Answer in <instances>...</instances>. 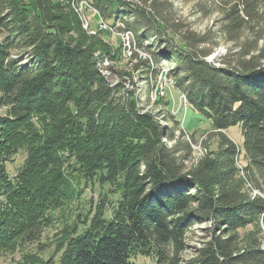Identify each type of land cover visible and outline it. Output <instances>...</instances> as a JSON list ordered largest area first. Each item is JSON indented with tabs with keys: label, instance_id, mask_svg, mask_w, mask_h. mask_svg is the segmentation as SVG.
<instances>
[{
	"label": "trees",
	"instance_id": "1",
	"mask_svg": "<svg viewBox=\"0 0 264 264\" xmlns=\"http://www.w3.org/2000/svg\"><path fill=\"white\" fill-rule=\"evenodd\" d=\"M78 1L0 0V258L264 264V0H192L199 15L219 19L218 31L203 34L173 17L168 0H87L133 34L129 60L143 63L145 81L168 64L191 112L211 124L217 149L206 145L196 160L195 137L170 111L166 128L139 110L129 73L113 86L101 75L114 72L123 48L85 29ZM221 44L226 54L209 62ZM232 127L242 147L224 134ZM20 153L11 177L7 164ZM83 184L109 187L116 207L105 195L92 217L79 213L59 232L52 253L26 250Z\"/></svg>",
	"mask_w": 264,
	"mask_h": 264
},
{
	"label": "rangeland",
	"instance_id": "2",
	"mask_svg": "<svg viewBox=\"0 0 264 264\" xmlns=\"http://www.w3.org/2000/svg\"><path fill=\"white\" fill-rule=\"evenodd\" d=\"M168 1L170 3H173L174 5V10L173 12H171V15L176 19H181V21H183V23L187 25L191 31H194L199 34H203L209 30H211L212 32L218 31V16L213 15L209 18H204L203 16L199 15L197 11L193 8L192 0ZM88 15L91 16L90 13ZM115 24L120 25L122 24V22L118 20L115 22ZM119 28L122 27H117L115 30V34H110V36L107 37L106 40L116 49L122 47L124 57H126H123V59L116 63L113 73L109 71H100L101 69L99 68L101 75L106 78L109 85L113 86L116 83L120 82V75L124 73H129L133 77L132 80L135 85V95L137 96L139 110L143 113H147L155 117V119L158 120L159 123L166 128L171 127L169 126L170 124L165 121V117H168V111H170V113L174 115L177 121L180 123L181 129H183L185 133L189 134H186L187 139H189V137H195V140L197 142V144L193 146L195 160L200 158L204 154V149L206 145L211 150H216L218 145V139L209 138L210 135L214 133L211 124L191 112V108L189 105L186 108L183 99L184 94L179 93L175 89V86L169 89L167 95L164 98H156L154 88L157 82L159 81V78L156 81L152 82L145 81V70H143L142 66L143 63L140 61L129 60L131 56H129V51L127 50V48L125 50V47L123 46L121 37L119 36L121 35L122 31H119ZM98 32L99 31L97 30L90 31L91 34H97ZM118 33L119 35H117ZM2 40L3 37L0 36V43ZM153 42L154 40H151V42L148 41L145 45L148 46ZM133 50L134 45H132V51ZM226 50L227 46H225V44H221L220 48H218V50L209 57H214V59L210 61L208 58V60L210 62L215 61L216 58L225 55L227 52ZM139 53L141 55L140 57H142L143 59H147V56H149V54L143 51L142 49L139 50ZM135 66L137 67L134 70ZM170 67L171 66H169L168 64L161 63L155 66L154 68L157 69L160 73H166L169 72ZM126 85L128 88H131L130 84L126 83ZM180 99H182V101H180ZM168 101L172 103V105L170 104V106H167L166 103ZM224 134L230 139H232L237 145L242 147L243 138L239 127H232L229 130L224 131ZM178 135L179 133H176V137H178ZM163 142L166 143L168 146H171V143H169L168 141L163 140ZM23 161L24 155L20 153L19 155H17V157L12 163L7 164V169L11 177L15 176L17 169L22 165ZM245 164L246 162L242 155L240 158L239 166L244 167ZM81 187V189H83V194L81 195V197L78 200L73 201L70 205H68V207H66L62 211L55 213V223L53 224V226L51 228H47L43 232L40 240L34 244L27 246L26 250L33 252L43 251L45 253H52L55 248L59 232L67 224H73L79 213H82L84 215L87 213H91L90 217H92L95 213L96 207L101 204L100 201L105 197V195H107V199L113 203V206L116 207L119 196L118 194H108V189H110L109 187L104 188V190L97 184H88L87 187L83 184ZM259 194L260 193L258 192L253 193V195ZM112 210L113 209L107 210V216H110ZM197 233V235H199L198 237H201L200 232L197 231ZM191 245L194 246L196 244L192 243ZM190 254L191 251L187 252V255ZM19 256L20 253L2 257L0 258V263L11 264L10 260L19 259ZM131 262H133L134 264H154L153 259L146 258L143 256H138L132 259Z\"/></svg>",
	"mask_w": 264,
	"mask_h": 264
},
{
	"label": "bare ground",
	"instance_id": "3",
	"mask_svg": "<svg viewBox=\"0 0 264 264\" xmlns=\"http://www.w3.org/2000/svg\"><path fill=\"white\" fill-rule=\"evenodd\" d=\"M81 4H82V1H78L76 3V5H74V6H75V9H76L77 13L80 15L81 19L83 20L85 29H89V27L87 25V22H86V14H85V11H81ZM122 26H123V24H120V25L117 24L116 26L115 25L113 26V25H111V24H109L107 22V24H106V32H110V34H115L116 28L117 27H122ZM117 35H119V33ZM119 36L121 37L123 46L125 47V50L127 48V50L129 51V56H131L132 55V45L135 46L133 34L130 33V32L122 31L121 35H119ZM106 65H109V63H107ZM167 73L168 72H166V73H162V72L159 73V76H158L159 81L157 82V84H156V86L154 88L155 96L158 99L159 98H164L167 95V93H168V91H166L165 88H164L166 86V76H167ZM168 85H174L175 86V80L173 78L169 77V73H168ZM174 86H169V89L171 87H174ZM183 99L185 100V105H186V108H187L189 104L187 102V98H186L185 95H183Z\"/></svg>",
	"mask_w": 264,
	"mask_h": 264
},
{
	"label": "built area",
	"instance_id": "4",
	"mask_svg": "<svg viewBox=\"0 0 264 264\" xmlns=\"http://www.w3.org/2000/svg\"><path fill=\"white\" fill-rule=\"evenodd\" d=\"M81 11H85L86 22L89 27V31L98 30L99 32H106L107 21H105L102 17H100L98 11L94 10L91 4L87 0H82ZM89 13L91 16L88 15ZM169 86H174V85H168V73H167L166 86L164 87L166 91H169ZM180 101H182V99H180Z\"/></svg>",
	"mask_w": 264,
	"mask_h": 264
},
{
	"label": "water",
	"instance_id": "5",
	"mask_svg": "<svg viewBox=\"0 0 264 264\" xmlns=\"http://www.w3.org/2000/svg\"><path fill=\"white\" fill-rule=\"evenodd\" d=\"M213 59H214V57L209 58L210 61L213 60ZM210 61H209V62H210Z\"/></svg>",
	"mask_w": 264,
	"mask_h": 264
}]
</instances>
